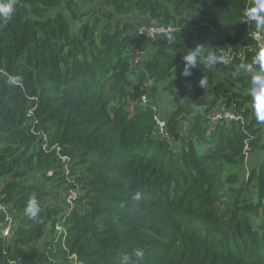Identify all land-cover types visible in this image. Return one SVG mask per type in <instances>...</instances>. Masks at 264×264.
I'll return each mask as SVG.
<instances>
[{
  "label": "trees",
  "instance_id": "1",
  "mask_svg": "<svg viewBox=\"0 0 264 264\" xmlns=\"http://www.w3.org/2000/svg\"><path fill=\"white\" fill-rule=\"evenodd\" d=\"M98 1L16 0L0 20V264H119L137 249L131 264H264V126L248 75L232 74L258 50L242 21L252 0ZM134 12L175 30L140 35L122 19ZM197 45L201 65L213 50L230 64L181 76ZM161 96L180 148L157 135ZM217 107L232 123H211ZM248 154L261 161L243 173ZM61 187L76 206L51 201Z\"/></svg>",
  "mask_w": 264,
  "mask_h": 264
},
{
  "label": "clouds",
  "instance_id": "2",
  "mask_svg": "<svg viewBox=\"0 0 264 264\" xmlns=\"http://www.w3.org/2000/svg\"><path fill=\"white\" fill-rule=\"evenodd\" d=\"M15 4L16 0H0V20L4 23H7L13 18L16 10ZM242 17V21L253 25L254 28L264 30V0H252V6L246 7L243 10ZM204 48L205 47L202 45H197L185 52V55L182 57L183 68L180 72L181 76L190 77L193 74V70L200 69L201 66L208 70L217 64H230L231 61L229 58L224 55H217L215 50H213L212 52L203 55V63L201 65L202 50ZM253 68H255L256 71H253ZM242 73L247 74L249 77L248 95L250 97L249 107L251 115L258 125L264 126V49L257 50L252 58L251 65L246 63L236 65L232 74L235 76ZM8 83L16 86L20 83V78L9 76ZM207 83V76L204 74L199 80V85L200 87L205 88ZM155 112L159 111L156 110ZM133 198L139 200L140 193L137 192ZM23 211L29 219L35 220L38 217L41 208L35 195L28 198ZM143 255L144 253L140 249L135 250L132 254H123L120 258L119 264H131L133 256L136 258H142Z\"/></svg>",
  "mask_w": 264,
  "mask_h": 264
},
{
  "label": "built area",
  "instance_id": "3",
  "mask_svg": "<svg viewBox=\"0 0 264 264\" xmlns=\"http://www.w3.org/2000/svg\"><path fill=\"white\" fill-rule=\"evenodd\" d=\"M174 30H175L174 26L157 24V23H153V24L144 23V24H140L136 28L138 34L140 35L145 34L150 37L171 35L174 32ZM250 36L253 37V39L256 41L258 49H264V34L260 31V29L251 28ZM142 101L143 103H147L148 97L144 95L142 97ZM209 118L211 123L214 124H218V123L230 124L233 121L234 113L231 108L217 107L214 108L212 112H210ZM154 120L157 127V135L161 139H163L166 143H168L169 145L175 148L177 147L179 148L182 146L181 141L175 140L173 133L170 131L168 127V123L165 116H163L159 112H155ZM66 195H67L66 200L68 204L67 206L71 208L73 206V202L78 197L77 196L78 191L72 188L67 191ZM11 213L12 212L10 207L0 202V215L5 216L9 224L8 227H6L3 230L5 236L9 235V231H10L9 226H11L12 224Z\"/></svg>",
  "mask_w": 264,
  "mask_h": 264
},
{
  "label": "rangeland",
  "instance_id": "4",
  "mask_svg": "<svg viewBox=\"0 0 264 264\" xmlns=\"http://www.w3.org/2000/svg\"><path fill=\"white\" fill-rule=\"evenodd\" d=\"M81 4V9L84 11H88L90 8H99L100 2L98 0H77ZM101 5V4H100ZM143 17L139 13L134 12L130 15L123 16L122 19L129 20L135 22L136 26L141 23H147V21L143 20ZM159 112L167 118V122L171 117V111L172 109V104L171 102L168 101L166 96H161V101H160V107L157 109ZM261 161V155L260 154H248L246 157V163L245 166L243 167V173H247L249 169L255 167L259 162ZM65 187L58 188L56 190V193L50 198L51 201L55 202L57 205L61 206L64 209L68 208L67 204V191L65 190ZM79 197V193L77 195ZM76 206V202H73V206Z\"/></svg>",
  "mask_w": 264,
  "mask_h": 264
},
{
  "label": "crops",
  "instance_id": "5",
  "mask_svg": "<svg viewBox=\"0 0 264 264\" xmlns=\"http://www.w3.org/2000/svg\"><path fill=\"white\" fill-rule=\"evenodd\" d=\"M143 20L149 22L151 19H150L149 17H146V16H145V17H143Z\"/></svg>",
  "mask_w": 264,
  "mask_h": 264
}]
</instances>
